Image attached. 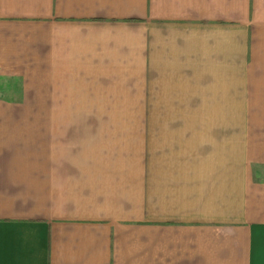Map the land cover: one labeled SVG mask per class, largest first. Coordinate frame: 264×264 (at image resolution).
Here are the masks:
<instances>
[{"label":"crops","instance_id":"1","mask_svg":"<svg viewBox=\"0 0 264 264\" xmlns=\"http://www.w3.org/2000/svg\"><path fill=\"white\" fill-rule=\"evenodd\" d=\"M0 76V264H264V0H0Z\"/></svg>","mask_w":264,"mask_h":264},{"label":"rangeland","instance_id":"2","mask_svg":"<svg viewBox=\"0 0 264 264\" xmlns=\"http://www.w3.org/2000/svg\"><path fill=\"white\" fill-rule=\"evenodd\" d=\"M42 93L43 76H0V120H43Z\"/></svg>","mask_w":264,"mask_h":264}]
</instances>
